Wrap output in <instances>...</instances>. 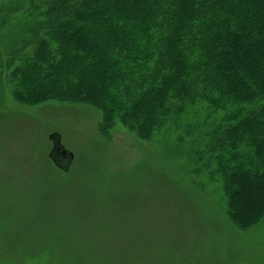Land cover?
Wrapping results in <instances>:
<instances>
[{"label": "rangeland", "instance_id": "1", "mask_svg": "<svg viewBox=\"0 0 264 264\" xmlns=\"http://www.w3.org/2000/svg\"><path fill=\"white\" fill-rule=\"evenodd\" d=\"M41 3L0 0V264H264V215L192 172L175 131L144 140L87 102L13 94ZM54 132L68 173L48 159Z\"/></svg>", "mask_w": 264, "mask_h": 264}, {"label": "trees", "instance_id": "2", "mask_svg": "<svg viewBox=\"0 0 264 264\" xmlns=\"http://www.w3.org/2000/svg\"><path fill=\"white\" fill-rule=\"evenodd\" d=\"M41 1L17 98L87 102L144 140L169 127L192 172L264 215V0Z\"/></svg>", "mask_w": 264, "mask_h": 264}, {"label": "water", "instance_id": "3", "mask_svg": "<svg viewBox=\"0 0 264 264\" xmlns=\"http://www.w3.org/2000/svg\"><path fill=\"white\" fill-rule=\"evenodd\" d=\"M49 140L51 142V150L48 154V159L56 169L63 173H68L69 167L74 160V155L62 145L61 137L58 133H51Z\"/></svg>", "mask_w": 264, "mask_h": 264}]
</instances>
